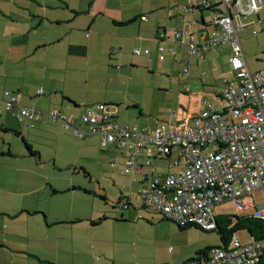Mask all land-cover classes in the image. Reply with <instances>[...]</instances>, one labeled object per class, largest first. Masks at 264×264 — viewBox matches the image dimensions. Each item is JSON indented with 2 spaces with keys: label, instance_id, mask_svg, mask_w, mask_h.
<instances>
[{
  "label": "crops",
  "instance_id": "crops-1",
  "mask_svg": "<svg viewBox=\"0 0 264 264\" xmlns=\"http://www.w3.org/2000/svg\"><path fill=\"white\" fill-rule=\"evenodd\" d=\"M210 1L222 7L221 0ZM200 4L201 0H0V169L6 176L9 171L18 175L0 182L7 191L0 192V264H180L182 252H172V261L167 251L146 254L137 236L143 228L138 220L156 225L157 217H161L159 222L167 219L140 206V191L151 170L145 163L150 159L162 177L183 170L185 164L174 165L179 158L177 150L150 158L139 152L135 170L126 173L127 148L115 142L104 145L101 134L80 138L74 128L65 129L63 120H20L18 105L6 109L5 92H11L24 106L57 109L84 129L85 110L98 103L108 105L120 126L155 130L161 123L191 122L200 111L201 98L211 94L219 98L225 80L236 79L229 62V44L201 59L190 55L186 46L161 36L186 25L210 29L211 19L205 13L213 12ZM262 13L264 0L259 13L248 18L247 28H264ZM161 46L163 60L159 57ZM136 48L150 49V54L137 55ZM186 55L195 57L199 65L207 61L206 72L194 76L190 58L184 73L175 72V63H185ZM168 59L171 62L167 66L165 62L162 69L168 67L175 73L174 79L159 85V90L170 107L152 120L151 114L143 111L144 102L156 99L151 86L142 87V82L141 88L146 90H138L135 97L129 85L127 91L123 86L126 76L161 66L159 63ZM207 86L218 89L209 92ZM132 106L140 115L130 111ZM99 145L109 151L103 160L88 156L81 161L88 150L101 152ZM71 149L78 151L77 160L65 159ZM111 167L132 176L138 185L132 191L121 188L126 182L114 179L111 170L112 185L119 190L112 207L110 186L101 176V170ZM65 197L72 200V209L67 208ZM132 233L136 236L127 244ZM120 242L123 244L118 245ZM205 246L199 244L186 258L203 263L211 250ZM148 247L147 252L153 251Z\"/></svg>",
  "mask_w": 264,
  "mask_h": 264
},
{
  "label": "built area",
  "instance_id": "built-area-1",
  "mask_svg": "<svg viewBox=\"0 0 264 264\" xmlns=\"http://www.w3.org/2000/svg\"><path fill=\"white\" fill-rule=\"evenodd\" d=\"M261 2L221 0L222 7L212 11L210 29H193L186 25L162 33V37L179 42L187 47L190 55L201 59L226 44L231 47L229 62L235 81L225 80L218 92L220 102L201 98L200 111L191 122L161 123L155 130L120 126L108 105L98 103L85 110L82 121L87 127L84 129L68 121L57 109L41 111L35 106L21 105L9 91L5 92L6 109L18 105L20 120H63L65 129L74 128V134L80 138L101 134L104 145L115 142L127 148L126 173L135 170L139 152L150 158L156 153L170 155L177 150L179 158L174 165L185 164L186 167L165 177L156 172L150 159L146 161L151 170L140 191V206L162 214L181 227L215 229V208L225 201H232L239 210L255 207L253 216L264 220V203L247 200L256 191H264V70L254 72L250 69L240 37V31L248 27V18L259 13ZM192 5L189 2L188 6ZM200 5L205 9L213 6L210 0H201ZM159 51L163 60L164 48L161 46ZM134 52L150 54V49L136 48ZM211 145L216 148L211 149ZM123 206L128 207L127 204ZM189 264L200 262L193 260ZM201 264H264V238L252 237L251 242L242 243L235 234L226 246L211 248Z\"/></svg>",
  "mask_w": 264,
  "mask_h": 264
},
{
  "label": "rangeland",
  "instance_id": "rangeland-1",
  "mask_svg": "<svg viewBox=\"0 0 264 264\" xmlns=\"http://www.w3.org/2000/svg\"><path fill=\"white\" fill-rule=\"evenodd\" d=\"M205 14L209 19H211L213 13L211 14V12H206ZM262 17L264 20V13H262ZM254 29L258 31L257 33L260 32L259 33L260 36L254 35L253 33ZM240 37H241L243 49L246 54L247 60L250 64L251 70L255 72V71H260L261 69H264V28L258 29V27L256 26H251L243 30L242 32H240ZM189 58L192 61L191 68H193L192 73L194 76L198 73L197 77H200V74H203L204 72H206L208 68L207 61H203L199 65L195 57H193L194 58L193 60L192 57H189L188 55H186V58L184 60L185 63L184 62L182 63L181 61H177L175 63V72H179V74H181V72L184 73L185 65L187 64L186 61H188ZM169 62H171V59H168L167 61H164V62H160L159 64H161V66L155 65L149 68L146 67L144 68V71L135 72L133 76H126V79H125V84L123 86L124 87L123 89L127 91L128 85H129L130 93L134 97L136 96V93L138 90L140 91L146 90V89L141 88L142 82H143L142 87H145L148 85L151 86L150 93L155 94L156 99H155V102L151 100L144 102L143 111L146 114L150 113L152 120H155L156 118H158V116L162 114V111L165 110L167 112L169 110L168 107H170V103L167 104L163 99H161L162 91L161 89L159 90V85L174 79L173 76L175 73H171L168 67L162 69V67L165 66V64L167 66ZM226 66H228V64H226ZM195 67L200 69L199 72L196 71ZM225 70H227V68ZM211 73L212 72L209 71L206 77L204 76H201V77H204L206 81H209ZM220 75H221L220 72H216L215 74L217 78H220ZM206 88H207V91L209 92L211 91L215 92L218 89V88H210L209 86H207ZM208 99L220 102V98L216 97V95L214 94L213 95L211 94V97H208ZM161 105H163V107H161ZM220 107H221V104H219L218 108ZM159 108L160 109L162 108L163 110H160ZM125 109L127 110V108ZM130 111L140 115L138 108H135L132 106V108H130ZM79 141L81 142V140ZM210 148L213 149V148H216V146L211 145ZM99 149L101 152L97 150L96 151L88 150L84 154V156L81 158V161L88 159L87 158L88 156L97 157V159L103 160L104 158L103 155L105 153H109V151L101 148L100 145H99ZM67 153L68 154L65 157L66 160H71V159L77 160L79 157V155H77L78 154L77 150L71 149ZM117 153L118 152H116V154ZM62 154L63 153H60L61 156H63ZM113 155H115V152L113 153ZM105 169L107 170L106 172H103L104 169L101 170V176L103 175V182H105L108 186H110L109 191L110 193H112L111 199H110V203H111L110 206L112 207L113 206L112 202H115L119 196L117 194L119 190L114 188L112 185L113 178L114 179L118 178L119 180L120 178H123L126 183L122 184L121 188L125 187L128 191L137 189L138 185L132 182V176H129L126 174L121 175L113 167L109 169L107 168ZM111 170L114 172V175H115V172L118 175L117 176L112 175L113 178L112 176H109V172L111 173ZM9 172H10V175H8L9 176L8 177L4 174V171L2 172V170L0 169V182L2 180L4 183H6V181H8L9 179L11 181V179H13L14 176H18L17 174H14L13 176V171H9ZM106 177H110V178H106ZM5 191H6L5 187L0 185V192L3 193ZM251 199H253L257 204H263L264 203V191L263 190L256 191L252 196L247 198V200H251ZM63 201L65 202L66 205H68L67 207L68 209L73 208L72 200L70 202L69 199L65 197ZM76 207L77 209L81 208V204H76ZM215 211H216L217 217H219L220 220H224V218L227 216L232 218V223L230 225L234 226L236 223L237 217L253 215L255 211V207H251L248 210H239L232 201H225V202L218 204L215 208ZM158 218H161V217H157V220L154 222V224L156 225H151L145 219L138 220V223H142L141 225L143 226V228H141V232L137 233V236L139 240H142L141 241L142 248L145 250L144 253L146 254L156 256L157 251H160V250L167 251L168 259L172 261L173 260L172 254L174 252L175 253L182 252V256L180 258L179 263L183 264V262L189 263L192 261V260L189 261L190 258H186V257L188 254L193 253V250L199 244L202 245V243L204 242V244L206 245L205 247H209L212 249L221 245L220 234L217 230L216 231H205L196 226H189L188 228L186 227L185 229H183L176 222H173L168 219H163V220H160L159 222ZM1 221L2 220L0 219V222ZM237 234L242 243H249L252 240V236L247 229L238 230ZM134 236H136V234L134 233L128 236L127 244H131L133 242ZM144 242L145 243L147 242L148 244H144ZM117 244L119 245L123 243L120 242ZM146 245H149L148 249H152L153 251L147 252ZM118 257H120V255H118ZM171 261L169 263H171Z\"/></svg>",
  "mask_w": 264,
  "mask_h": 264
},
{
  "label": "trees",
  "instance_id": "trees-1",
  "mask_svg": "<svg viewBox=\"0 0 264 264\" xmlns=\"http://www.w3.org/2000/svg\"><path fill=\"white\" fill-rule=\"evenodd\" d=\"M215 8L216 6H212L211 8H208V10L214 11ZM28 148L32 151L33 154L36 153V151H33L29 145H28ZM231 223H232V218H230L229 216L225 217L224 220H220V218L217 217V227L215 229L208 230V231L217 230L219 232L222 246H226L228 242L231 240V238L235 234H237L238 230H241V229H247L249 233L251 234V236L256 239L264 238V220L262 219L256 218L253 215L242 216V217H237V220L234 226L230 225ZM181 228H184V227H181Z\"/></svg>",
  "mask_w": 264,
  "mask_h": 264
}]
</instances>
